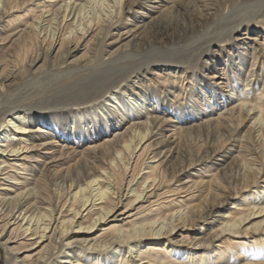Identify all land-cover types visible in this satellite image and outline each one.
Returning a JSON list of instances; mask_svg holds the SVG:
<instances>
[{"label":"bare ground","instance_id":"bare-ground-1","mask_svg":"<svg viewBox=\"0 0 264 264\" xmlns=\"http://www.w3.org/2000/svg\"><path fill=\"white\" fill-rule=\"evenodd\" d=\"M198 34L200 67L181 48L123 62ZM0 246L8 264H264V0H0Z\"/></svg>","mask_w":264,"mask_h":264},{"label":"rangeland","instance_id":"rangeland-1","mask_svg":"<svg viewBox=\"0 0 264 264\" xmlns=\"http://www.w3.org/2000/svg\"><path fill=\"white\" fill-rule=\"evenodd\" d=\"M136 10H138V7H136L134 9V11H136ZM23 14H25V11H23L21 13H18L17 15L18 16H21ZM128 19L131 20V22L129 21L128 24H131V23L134 24V23H136L135 22L136 20H135V16L134 15H130L129 14L128 15ZM12 20H14V18ZM178 20H179V23H178L179 24V28H177V31L178 32L179 31H183V30H188L190 28V23H189V21L187 19L185 20V19H181L180 18ZM125 21L128 22V20H125ZM200 37H201V34H198L197 36H195L194 38H191L187 42H184V43H175V44H173V43H162L161 44L160 43V44H157L156 45V44H153L152 42H150L148 45H146L143 48H141V50L140 49H137V50L132 51L129 55H126L128 57H126L123 60V62L126 63V64H129V63H132V62H141L147 55L151 54V52H153V51H155V52H162V49H169V50H172V49L177 50L178 49L179 50L181 48L184 51V52H182V54H184V57H185V59L183 60V62L184 63L185 62H189V63H191V65H199V67H200L202 65V62L200 63L201 60L199 62L197 61L198 59H200L199 52L201 50L199 49V47L202 46V43H203L202 40L201 41H198ZM111 41H109V42H111ZM199 42H201V43H199ZM121 45H122V43L120 45H117L113 49H116L117 47H119ZM214 50H216V48H214ZM201 59H203V61H206V58L204 56ZM187 64L188 63H186L185 66H187ZM172 73H175V72H172ZM68 77L69 76H67L66 74H55V73H53V74H51L48 77V79H46L47 77L45 76V78L43 77V78H41L37 82H34L33 81V82L28 83V84H24V86L20 87L18 90H16L13 93V95L11 97L8 98L9 99V103H10V105H16V106H18V105L19 106H22L23 104L25 105V103H28L29 101H32V100L38 98L39 93L41 92V89L43 90L42 87H44L46 85V83L48 84V86L51 87V89L52 88H56L59 85L63 84L68 79ZM35 84H36V86H35ZM37 85H38V87H37ZM130 97L131 96H130L129 93H125V95H124V98L125 99H129ZM163 97L165 98L164 99L165 102H168L169 101V100L167 101V99H171L172 100V96H170L168 94L163 95ZM35 105H36V102H35ZM42 106L44 107V105H42ZM42 106L41 105L40 106L39 105H36L35 107L41 108ZM115 130L116 129H113L112 132L115 131ZM245 130H246V128L243 129V131L240 132L236 136L238 140H240L241 136L243 134H245L244 133ZM169 135H170L169 133H167L165 135L167 137V139H168V136ZM207 142H205L203 144V147H202V149L199 150L198 154L204 155L205 151H207V148H208V143ZM191 152H192L191 153L192 156L194 157V154H195L194 151H191ZM235 177H238V174H235V173H231L230 172V173H226L224 175V179L226 180L227 183L232 182V179H234ZM184 180H185V178L183 179V181ZM233 203H234V200H231V201H228V202H224L222 204L221 208L218 211L227 212L229 210V208L233 205ZM213 214L215 215L216 214V211H214ZM198 238H200V236ZM213 241L214 242L212 244L214 246H216V245H218V244H220L222 242V241H220L219 238H217V239H215ZM22 252H23V250H22ZM24 254H27V253H24ZM6 256L7 255H6L5 250L3 249L2 246H0V264H8L7 263V260H6Z\"/></svg>","mask_w":264,"mask_h":264}]
</instances>
